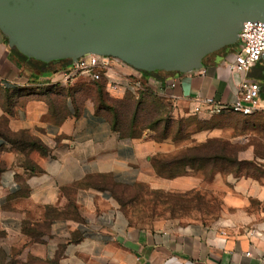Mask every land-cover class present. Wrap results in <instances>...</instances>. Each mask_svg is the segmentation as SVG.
<instances>
[{
    "label": "crops",
    "instance_id": "crops-1",
    "mask_svg": "<svg viewBox=\"0 0 264 264\" xmlns=\"http://www.w3.org/2000/svg\"><path fill=\"white\" fill-rule=\"evenodd\" d=\"M218 51L187 73L119 67L136 72L172 114L187 117L200 100L234 102L256 81L254 68L232 73V58ZM72 61L24 58L0 30V264H264L263 178L233 181L193 170L166 178L155 160L187 151L188 143L159 140L150 131L119 135L93 99L61 92ZM45 86L53 88L52 105L19 100L21 92ZM34 139L46 154L31 149ZM151 183L171 193L212 189L222 198L221 213L140 220L129 210V194Z\"/></svg>",
    "mask_w": 264,
    "mask_h": 264
},
{
    "label": "water",
    "instance_id": "water-1",
    "mask_svg": "<svg viewBox=\"0 0 264 264\" xmlns=\"http://www.w3.org/2000/svg\"><path fill=\"white\" fill-rule=\"evenodd\" d=\"M247 21L264 22V0H0V30L28 58L96 54L148 72L200 69Z\"/></svg>",
    "mask_w": 264,
    "mask_h": 264
},
{
    "label": "rangeland",
    "instance_id": "rangeland-1",
    "mask_svg": "<svg viewBox=\"0 0 264 264\" xmlns=\"http://www.w3.org/2000/svg\"><path fill=\"white\" fill-rule=\"evenodd\" d=\"M234 46L238 50V46ZM260 70L254 68L251 75L257 76ZM100 85L107 96V105H118L122 132L136 135L150 131L155 136H162L170 129V139L182 144L188 143L187 151L155 163L160 173L169 176L187 170L195 173L200 170L209 177L221 173L233 181L250 176L264 180V113L250 117L238 113L177 116L171 113L163 101L150 97L147 88L139 92L145 94L144 104L141 111L136 113L134 103L141 97L130 91L111 92L104 79L92 81L88 77H79L61 87L80 91L77 98L81 101L91 98L96 103V91ZM46 88L21 92L19 100L46 99ZM123 100H128V104L121 105L118 102ZM221 199L212 189L209 193L201 190L185 194L171 193L166 188L154 189L151 183L132 189L127 203L136 217L152 222L173 215L199 216L202 213L216 218L221 213Z\"/></svg>",
    "mask_w": 264,
    "mask_h": 264
},
{
    "label": "built area",
    "instance_id": "built-area-1",
    "mask_svg": "<svg viewBox=\"0 0 264 264\" xmlns=\"http://www.w3.org/2000/svg\"><path fill=\"white\" fill-rule=\"evenodd\" d=\"M237 46L238 50L229 63V70L232 73H246L254 68L264 55V22H245ZM120 64L124 65L112 57L88 54L72 61L70 67L63 72V81L67 84L79 77H88L92 81L104 79L111 92L130 91L137 96L145 89L142 79L136 74L138 70L126 74L119 67ZM168 84L175 87L177 82L170 81ZM261 110H264L261 85L254 81L243 86V90L234 102H224L213 96L207 97L197 103L192 114L212 116L238 113L248 116Z\"/></svg>",
    "mask_w": 264,
    "mask_h": 264
},
{
    "label": "trees",
    "instance_id": "trees-1",
    "mask_svg": "<svg viewBox=\"0 0 264 264\" xmlns=\"http://www.w3.org/2000/svg\"><path fill=\"white\" fill-rule=\"evenodd\" d=\"M7 38V37H6ZM8 40V39H7ZM15 50H17V49H15ZM17 52L22 56V57H24V58H27V59H30V58H28L27 56H25L24 54H22L21 52H19L18 50H17ZM36 60V59H35ZM40 62H42V61H40ZM52 62H55V61H52ZM44 63V62H43ZM49 63H51V62H49ZM44 64H48V63H44ZM264 69V68H263ZM263 69H261L260 70V72H259V74L257 75V77H256V81L257 82H259L260 83V81H264V70ZM139 72H146V73H149L148 71H139ZM260 85H261V97H262V99L264 100V83H260ZM101 86V85H100ZM99 86V89H97V91H96V109H97V111L98 112H105L106 113V115H107V117L110 119V121H111V123H112V126H113V129H114V131L115 132H117L119 135H121V136H128V137H137L138 135H141V134H136V135H133V134H126V133H124V132H122V130H121V127H120V123H119V121H120V118H119V111H118V108H117V106H114V105H107V103H106V98H107V96L105 95V92H104V88H103V86H101L100 87ZM54 87V86H53ZM61 87H59V89H60ZM53 88L52 87H48V88H46V90H45V94H46V99H41V100H46V102L47 103H49V105H50V98H47V95H49L48 93L50 92V90H52ZM61 92H63V90H65V88H61ZM145 95V94H144ZM144 95H141L140 97V100H138L137 102H135L134 103V105H135V107H136V109H135V111H136V113H138V112H140L141 111V109H142V105L144 104L143 102H144V100H143V97H144ZM150 97H153V96H150ZM156 99V98H155ZM60 101H61V98H60ZM121 105H126V104H128V100H123V101H118ZM51 105H52V103H51ZM62 105H63V103L58 107L59 109L60 108H62ZM52 107V106H51ZM262 113H264V110H261V111H258V112H256V113H254L253 115H248L247 117H250V116H254V115H260V114H262ZM228 114H231V113H228ZM222 115H224V114H222ZM244 116V115H243ZM135 119H136V117H135ZM157 121H159V122H161L162 120L161 119H157ZM168 124H167V129H168ZM171 136V131H170V129L166 132V133H164L162 136H156L157 137V139H159V140H164V139H169V137ZM173 139H175V138H173ZM175 140H177V139H175ZM31 149H36L37 151H39L40 153H42V154H46L47 153V151H48V148L45 146V145H43V143H41L39 140H32L31 141ZM165 159V158H164ZM159 160H162V159H156L155 160V162H154V165H155V163L157 162V161H159ZM156 168V167H155ZM32 169H33V171H38V169L36 168V167H34V166H32ZM200 171V170H199ZM187 171H185L184 173H186ZM184 173H181V174H184ZM162 174V173H161ZM181 174H175V175H169V176H167V175H164L165 177H168V178H172V177H175V176H177V175H181Z\"/></svg>",
    "mask_w": 264,
    "mask_h": 264
},
{
    "label": "flooded vegetation",
    "instance_id": "flooded-vegetation-1",
    "mask_svg": "<svg viewBox=\"0 0 264 264\" xmlns=\"http://www.w3.org/2000/svg\"><path fill=\"white\" fill-rule=\"evenodd\" d=\"M218 52H222L224 54V56L228 59L234 57V55L237 52V47L234 45H228V46H224L221 49H219ZM67 60H72V59H63V60H58L55 62H64ZM255 69H263L264 68V62L261 60L255 67ZM264 70V69H263Z\"/></svg>",
    "mask_w": 264,
    "mask_h": 264
}]
</instances>
